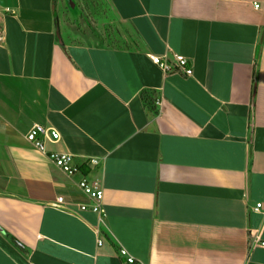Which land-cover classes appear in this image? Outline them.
Listing matches in <instances>:
<instances>
[{
	"label": "crops",
	"instance_id": "obj_1",
	"mask_svg": "<svg viewBox=\"0 0 264 264\" xmlns=\"http://www.w3.org/2000/svg\"><path fill=\"white\" fill-rule=\"evenodd\" d=\"M0 29V264H264V0H0Z\"/></svg>",
	"mask_w": 264,
	"mask_h": 264
},
{
	"label": "built area",
	"instance_id": "obj_2",
	"mask_svg": "<svg viewBox=\"0 0 264 264\" xmlns=\"http://www.w3.org/2000/svg\"><path fill=\"white\" fill-rule=\"evenodd\" d=\"M258 6V4H257ZM5 31L0 29V42L5 40ZM151 60L157 64L165 73L181 72L185 75H193V67L190 59L182 53H173L172 56L168 54H148ZM61 138L60 132L52 125L44 123H35L27 132V139L33 143V145L41 152L48 154L49 158L54 162L56 166L62 169L65 173L73 175L80 173L81 169L75 162V154L67 150H47L46 141H57ZM90 163L97 165L100 163L98 157H90ZM80 187L85 191L91 199L90 204H82V210H91L98 214L99 221L103 222L105 208L103 206L104 190L99 186L98 182L90 181L86 175L82 176L80 180ZM63 197H59L61 202ZM256 211L264 214V205L262 202H258L254 207ZM98 232V230H97ZM253 244L261 245L264 247V240L261 237L260 232H253ZM103 238L98 239V244L102 245ZM119 254L125 258L126 262L130 264H144L133 256L129 250L123 246L119 249Z\"/></svg>",
	"mask_w": 264,
	"mask_h": 264
},
{
	"label": "rangeland",
	"instance_id": "obj_3",
	"mask_svg": "<svg viewBox=\"0 0 264 264\" xmlns=\"http://www.w3.org/2000/svg\"><path fill=\"white\" fill-rule=\"evenodd\" d=\"M76 11L79 12L78 9H76Z\"/></svg>",
	"mask_w": 264,
	"mask_h": 264
}]
</instances>
